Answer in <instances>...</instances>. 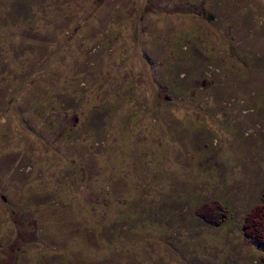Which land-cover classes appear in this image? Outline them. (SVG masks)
I'll return each instance as SVG.
<instances>
[{
    "label": "rangeland",
    "instance_id": "1",
    "mask_svg": "<svg viewBox=\"0 0 264 264\" xmlns=\"http://www.w3.org/2000/svg\"><path fill=\"white\" fill-rule=\"evenodd\" d=\"M263 201L264 0H0V264H264Z\"/></svg>",
    "mask_w": 264,
    "mask_h": 264
},
{
    "label": "trees",
    "instance_id": "2",
    "mask_svg": "<svg viewBox=\"0 0 264 264\" xmlns=\"http://www.w3.org/2000/svg\"><path fill=\"white\" fill-rule=\"evenodd\" d=\"M205 211L221 210L217 204H211L204 207ZM222 214V213H221ZM264 201L253 206L250 213L247 215L245 236L252 238L258 243L264 244ZM216 222V221H215ZM261 227V228H260Z\"/></svg>",
    "mask_w": 264,
    "mask_h": 264
},
{
    "label": "bare ground",
    "instance_id": "3",
    "mask_svg": "<svg viewBox=\"0 0 264 264\" xmlns=\"http://www.w3.org/2000/svg\"><path fill=\"white\" fill-rule=\"evenodd\" d=\"M255 206V205H254ZM261 228V227H260Z\"/></svg>",
    "mask_w": 264,
    "mask_h": 264
}]
</instances>
